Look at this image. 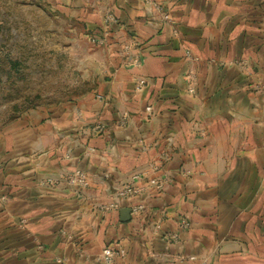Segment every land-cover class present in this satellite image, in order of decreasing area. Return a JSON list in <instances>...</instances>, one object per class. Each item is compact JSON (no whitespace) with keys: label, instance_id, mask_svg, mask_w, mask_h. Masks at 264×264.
Wrapping results in <instances>:
<instances>
[{"label":"crops","instance_id":"obj_1","mask_svg":"<svg viewBox=\"0 0 264 264\" xmlns=\"http://www.w3.org/2000/svg\"><path fill=\"white\" fill-rule=\"evenodd\" d=\"M37 1L87 35L118 24L92 90L0 132V264H103L117 243L113 264H264V0H154L172 24L143 0ZM151 163L140 184L163 190L115 198ZM77 172L88 187L57 183Z\"/></svg>","mask_w":264,"mask_h":264},{"label":"rangeland","instance_id":"obj_2","mask_svg":"<svg viewBox=\"0 0 264 264\" xmlns=\"http://www.w3.org/2000/svg\"><path fill=\"white\" fill-rule=\"evenodd\" d=\"M88 36L43 2L0 0V132L31 110L75 101L95 87L92 58L100 47Z\"/></svg>","mask_w":264,"mask_h":264},{"label":"built area","instance_id":"obj_3","mask_svg":"<svg viewBox=\"0 0 264 264\" xmlns=\"http://www.w3.org/2000/svg\"><path fill=\"white\" fill-rule=\"evenodd\" d=\"M144 4L152 8L155 13H157L161 20L167 24H172V21L169 17L163 13L161 7L154 0H143ZM118 24L117 18L114 16L113 12L110 9H106L103 13V30L99 35H90L88 40L92 45L95 46H105L110 37V28L112 25ZM122 51L126 56V65L128 67H139L141 64L140 55L135 51V43L132 41L125 42L122 46ZM191 83L194 82L192 76L189 77ZM146 84L145 80L138 81V90H141L142 87ZM194 90L191 87L189 93H193ZM166 159V155L161 156V161ZM162 171L161 163H151L145 169L134 173L131 176L129 183L118 188L115 198L117 199H132L143 193H145L148 187H154L156 190L161 191L165 188L168 183V175L163 174L162 178H150L147 183L140 184L145 178L150 177L152 174H156ZM66 182L70 185L79 186L81 188H86L89 186V180L86 175L81 172H77L74 175H71L61 181L57 182ZM111 209L119 210V205L117 203L110 205ZM143 208L142 205L134 207L132 213L135 214ZM184 225H187L186 221L183 222ZM126 254L125 249L120 245V243L115 244L113 247H108L104 249L96 260L99 263L103 264H113L114 260L118 257H124Z\"/></svg>","mask_w":264,"mask_h":264},{"label":"water","instance_id":"obj_4","mask_svg":"<svg viewBox=\"0 0 264 264\" xmlns=\"http://www.w3.org/2000/svg\"><path fill=\"white\" fill-rule=\"evenodd\" d=\"M122 215H123V219L124 220H129L130 219V214H131V210L130 209H123L121 211Z\"/></svg>","mask_w":264,"mask_h":264}]
</instances>
